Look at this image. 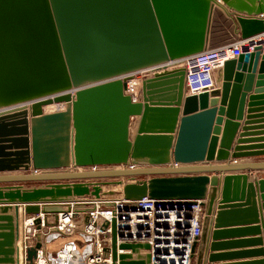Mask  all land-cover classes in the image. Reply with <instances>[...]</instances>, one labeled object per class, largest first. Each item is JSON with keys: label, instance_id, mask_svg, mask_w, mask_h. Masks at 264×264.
Listing matches in <instances>:
<instances>
[{"label": "water", "instance_id": "obj_1", "mask_svg": "<svg viewBox=\"0 0 264 264\" xmlns=\"http://www.w3.org/2000/svg\"><path fill=\"white\" fill-rule=\"evenodd\" d=\"M215 8L235 21L242 39L264 32V0H0V174L24 172L0 176V185L8 184L0 186V264H16L21 207L26 215L67 212L77 198L107 195L104 183L87 181L133 176L162 177L125 185L126 200L202 202L203 234L192 258L203 264L212 225L215 242L223 235L217 230L239 212L220 207L212 222L219 179L206 174L264 169L209 165L229 160L238 126L232 121L243 119L255 84L251 100H264L261 45L225 61L221 89L187 95L186 70L166 69L143 81L135 102L127 94V78L204 53ZM61 103L64 111L45 113V106ZM250 150L256 149L236 147L231 158L264 156L245 152ZM198 163L206 164L192 166ZM120 165L132 169L66 171ZM247 179L226 176L221 205L230 202L232 183L245 185ZM33 182L49 184L20 185ZM257 183L264 189V180ZM111 229L114 264H152L153 255L142 254L151 250L149 244L118 246L115 219ZM39 248L40 243L29 251V261ZM217 248L213 243L211 250ZM118 249L136 256L118 255Z\"/></svg>", "mask_w": 264, "mask_h": 264}, {"label": "built area", "instance_id": "obj_2", "mask_svg": "<svg viewBox=\"0 0 264 264\" xmlns=\"http://www.w3.org/2000/svg\"><path fill=\"white\" fill-rule=\"evenodd\" d=\"M260 44L264 54V32L238 39L225 47L187 57L180 63L163 64L137 71L127 78V94L137 102L141 99L142 83L163 71L186 70L187 95L215 86L221 77L224 63L238 59L247 48L253 52ZM169 66V67H168ZM139 87L135 97L130 93V82ZM74 94V92H73ZM124 169H132L125 165ZM141 177H128L134 183ZM86 196L69 202L70 211L55 215H26L18 220L16 264H114L112 255V229L117 223L118 246L121 244H149L152 264H195L192 246L203 234L205 207L202 202L190 200H126L124 194ZM40 220V225L35 222ZM109 224L108 228H104ZM37 256L28 260L29 251L36 248ZM158 251L157 261L154 251ZM132 254L118 249V255ZM119 263V261L117 262Z\"/></svg>", "mask_w": 264, "mask_h": 264}, {"label": "crops", "instance_id": "obj_3", "mask_svg": "<svg viewBox=\"0 0 264 264\" xmlns=\"http://www.w3.org/2000/svg\"><path fill=\"white\" fill-rule=\"evenodd\" d=\"M217 13L221 14L216 18V24L210 30L208 50L210 52L236 42L241 38L240 32H237V25L232 22L222 9L217 8ZM214 23V22H213ZM236 31V32H235ZM221 77H216L215 86L221 89ZM256 84L253 90L247 93L245 108L243 111V119L240 121H232L237 123L235 134L231 141V155L228 161L211 162V166H226V165H245V164H264V156L259 157H245L239 159L231 158L236 147L252 148L253 151H264V100L253 103L251 100L254 97ZM243 93V92H242ZM262 97V96H259ZM255 102V101H254ZM52 107L44 108L45 111L52 112ZM218 106L217 108H219ZM183 108V107H182ZM181 117V116H180ZM225 121H228L224 117ZM222 133L220 135L219 147L221 146L224 124ZM133 135L135 134L134 127ZM242 142V143H241ZM206 163H198L192 166H204ZM24 172H9L1 175H22ZM210 178L216 176L219 179L218 186L215 187V201L213 206L212 222L214 221L220 207H224L222 211H238L231 215V219L226 226L218 229L223 235L217 240L213 241L212 234L215 231L213 225L207 239V246L204 254L203 264H264V189L257 183L264 180V169L259 170H238V171H224L219 173H207ZM246 175L248 179L244 185L243 180L231 185V197L228 204L221 205L222 191L224 178L226 176ZM8 184H1L4 186ZM20 185L29 186V183ZM250 186L252 188L250 189ZM208 193L213 189L209 184ZM244 196L242 198V194ZM237 195V198L234 196ZM235 199H238L236 202ZM231 205H236L237 208H230ZM23 218V207L20 208V220ZM214 244L219 245L215 251L211 250ZM216 256L214 262L209 261V257Z\"/></svg>", "mask_w": 264, "mask_h": 264}, {"label": "rangeland", "instance_id": "obj_4", "mask_svg": "<svg viewBox=\"0 0 264 264\" xmlns=\"http://www.w3.org/2000/svg\"><path fill=\"white\" fill-rule=\"evenodd\" d=\"M217 8H215V11L213 13V18H212V26L213 24L215 25L216 23V18H218L219 16H221V14L217 13L216 11ZM216 17V18H215ZM214 22V23H213ZM235 23L234 20H232L231 22V26ZM133 92V91H132ZM134 95H137V93H132ZM54 107H52V112H55L58 110V106L57 105H53ZM48 108V107H47ZM48 112V111H47ZM52 112H48V113H52ZM131 132L133 133V129H131ZM101 168L102 170L100 171H109L107 169H110V171L112 170H122V169H119L120 167L119 166H102V167H99ZM87 170H90V169H87ZM69 171H72L68 169V172ZM73 171H76V169H73ZM162 176H145V177H141L139 180V182H149L150 180L152 179H155V178H160ZM76 182H79V181H76ZM82 182H86V181H82ZM88 183H104L102 185H104V187L102 186V189H103V193H112V194H119V195H122L123 191H124V186L127 185V184H133L134 182L132 180H130L128 177H121V178H114V179H96V180H89L87 181ZM86 182V183H87ZM137 182V183H139ZM52 183V182H51ZM49 184L48 182H33V183H29V186L28 187H39V186H43V185H47ZM115 184H119V185H122L119 186V185H115Z\"/></svg>", "mask_w": 264, "mask_h": 264}, {"label": "bare ground", "instance_id": "obj_5", "mask_svg": "<svg viewBox=\"0 0 264 264\" xmlns=\"http://www.w3.org/2000/svg\"><path fill=\"white\" fill-rule=\"evenodd\" d=\"M222 5V4H221ZM236 32V31H235ZM207 50H208V48H207ZM206 50V51H207ZM183 60V59H182ZM182 60H179L178 62L180 63ZM133 91V92H132ZM137 93V95H134L135 97H137L138 96V94H139V87H138V85L136 84V83H134L133 81H131L130 82V93ZM53 105H57L58 106V110L57 111H64L65 109H66V104L65 103H61V104H52V105H48V106H45L44 108H47V107H51V106H53ZM45 111V110H44ZM57 111H55V112H57ZM45 113H48L47 111H45ZM52 113H54V112H52ZM120 168L119 169H123L124 167H126L125 165H120L119 166ZM72 169V171H73V169L74 168H71ZM71 169H69V170H71ZM87 169H90V170H87ZM100 170H102L101 168H99V167H85V168H77L76 169V171H80V172H86V171H100ZM107 170H110V169H107ZM66 171H68V170H66ZM61 172H64V171H61ZM115 185H119V184H115ZM119 186H121L122 187V185H119ZM104 187V186H103ZM123 188V187H122ZM107 195H109V194H107ZM106 195V197H108ZM114 195V194H113ZM146 251H142V254H144Z\"/></svg>", "mask_w": 264, "mask_h": 264}]
</instances>
